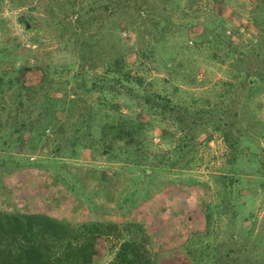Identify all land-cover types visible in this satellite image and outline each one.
Instances as JSON below:
<instances>
[{
    "label": "rangeland",
    "instance_id": "rangeland-1",
    "mask_svg": "<svg viewBox=\"0 0 264 264\" xmlns=\"http://www.w3.org/2000/svg\"><path fill=\"white\" fill-rule=\"evenodd\" d=\"M260 1L1 0L0 139L21 120L16 111L34 113L47 94L72 97L75 88L79 107L92 103L98 92L78 89L75 74L101 73L121 53L142 94L136 103L123 94L112 99L122 113L148 122L139 165L87 149L47 160L55 151L51 133L31 152H18L17 142L9 152L19 164L5 163L10 173L0 210L101 221L95 264L114 261L127 227L140 226L139 219L152 232L153 264H264V82L257 75L264 72V31L253 18ZM116 5L129 14L147 5L159 18L139 25L132 14H125L128 21L113 14ZM76 26L82 35L71 41ZM100 28L120 38L102 42L95 37ZM159 34L164 38L156 42ZM14 66L21 71L12 76ZM247 73L252 78L245 81ZM9 77L18 81L13 90L1 88ZM154 95L178 106L180 120L175 107L166 118L151 114Z\"/></svg>",
    "mask_w": 264,
    "mask_h": 264
},
{
    "label": "trees",
    "instance_id": "trees-1",
    "mask_svg": "<svg viewBox=\"0 0 264 264\" xmlns=\"http://www.w3.org/2000/svg\"><path fill=\"white\" fill-rule=\"evenodd\" d=\"M11 1L14 2L15 0ZM103 6L106 10L108 4ZM116 6V8L111 9V12L114 14L118 11V15H120V12L123 13L121 16L128 21V17L125 15L126 13L129 14L127 7ZM254 8L257 9L253 18L256 22L260 21L264 31V0H261L260 4H257ZM133 12L135 13L132 14L131 12L129 15L132 14L139 25H145L147 18H159L156 16L158 13L150 12L147 9V5H142ZM76 19L79 20L78 17ZM39 20L47 22L43 18H39ZM21 22L25 24L26 28H31V23L27 19H23ZM158 24L157 20L153 22L155 27ZM126 26H128V23ZM258 27L260 26L258 25ZM75 28H72L68 36L71 41H76L75 37L82 35L77 31L79 27L76 26ZM155 36L153 38L156 42L164 38L160 34ZM95 37L102 42H107L106 38L112 37L118 40L120 35H114L112 32H106L100 28ZM89 39L92 40V36H89ZM149 54L150 57L153 56V48L150 49ZM142 55L146 57L145 52H142ZM124 58L123 53L110 58L102 72L94 73V76L90 78H86L82 72L75 74V84L78 89L84 93L98 92L92 103L79 107L81 103L80 92L72 88L69 90L70 93H73L72 97L66 96L67 94L65 96L47 94L36 102L35 106L37 108L34 113L15 112L14 119L21 118V120L12 123L8 132L3 135V139H0L1 200L6 201L7 198L3 190L7 187L6 178L10 173V169L6 165L14 164L17 166L19 164V161L14 159L9 151L16 148L14 145L18 143V152L34 151L35 145L46 139L48 133L54 134L56 138L54 139L55 145H53L55 151L51 153L47 160L54 159L57 155L73 157L77 155L79 150L87 149L90 153L99 152V154H107L111 158L124 159L130 161L133 165H139L140 152L143 151L140 138L141 134L143 135V132H145L144 128L148 121L122 113L117 102L112 99L114 95L123 94L128 97L130 103H136L138 97L142 94L140 91L142 87L141 79L137 75H131L130 69H125V66L128 65H125ZM21 68L28 67L25 63H22ZM21 68L14 66L12 76L18 74ZM43 75H45V72H43ZM257 75L264 82V72L260 71ZM249 78L252 77L248 73L245 74V81ZM2 82L1 88L10 87L12 90L18 84V81L12 79V77ZM254 82L249 80L251 86L255 84ZM133 86H135V89ZM16 92L20 94L18 88ZM146 101L147 99H145ZM152 102L154 103H151V100L149 101L147 109L151 114L166 118L165 115L175 107L178 111H173L174 118L180 120L179 107L171 105L172 103L165 96L154 95ZM81 109L83 112H81ZM75 110L77 111L76 114ZM240 136L239 134L237 138L239 139ZM6 162L8 164H5ZM158 163L160 162L158 161ZM35 165L42 168L40 162H36ZM28 166L31 167L32 165ZM87 172L91 174L93 171L87 170ZM98 174L99 178L102 179L103 173L99 172ZM73 177L78 180L80 175L77 173ZM227 180L231 182L232 177H227ZM69 189L70 192H73L72 187ZM97 191L101 192L102 189L99 188ZM91 204L94 207H101L97 203L96 205L95 203ZM154 212V208L148 207L145 214L152 215ZM141 217L144 218V215ZM139 220H142L140 224L138 223L140 226L131 225L127 227V238L121 242L115 259L110 264H153L155 256L151 255L150 252L152 232L148 233L143 219ZM144 221L146 222V220ZM150 224L153 225V223ZM104 226V223L96 219L88 223H71L66 219L51 216L47 212L27 209L0 210V264H95L97 253L95 237L101 234ZM111 226L116 227L113 223Z\"/></svg>",
    "mask_w": 264,
    "mask_h": 264
}]
</instances>
